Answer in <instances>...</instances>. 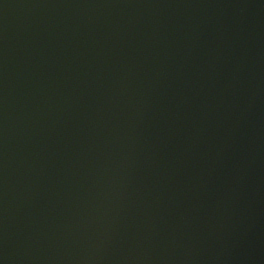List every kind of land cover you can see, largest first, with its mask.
<instances>
[{"label": "water", "instance_id": "obj_1", "mask_svg": "<svg viewBox=\"0 0 264 264\" xmlns=\"http://www.w3.org/2000/svg\"><path fill=\"white\" fill-rule=\"evenodd\" d=\"M0 264H264V0H0Z\"/></svg>", "mask_w": 264, "mask_h": 264}]
</instances>
